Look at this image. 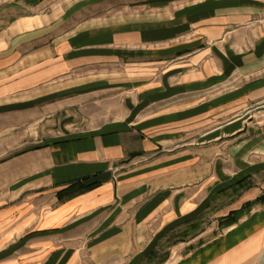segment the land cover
I'll return each mask as SVG.
<instances>
[{
	"label": "crops",
	"instance_id": "1",
	"mask_svg": "<svg viewBox=\"0 0 264 264\" xmlns=\"http://www.w3.org/2000/svg\"><path fill=\"white\" fill-rule=\"evenodd\" d=\"M29 12L0 14V264H148L232 185L222 217L263 194L264 0ZM198 239L162 264H257L264 209Z\"/></svg>",
	"mask_w": 264,
	"mask_h": 264
},
{
	"label": "trees",
	"instance_id": "2",
	"mask_svg": "<svg viewBox=\"0 0 264 264\" xmlns=\"http://www.w3.org/2000/svg\"><path fill=\"white\" fill-rule=\"evenodd\" d=\"M44 1H46V0H23L22 4H20L19 0H15V2H12L10 4H6V5L2 6L0 8V14H2V18H3L5 15L4 13L11 11L12 8H16V9H18V11H21L22 13H24L22 7L23 8L33 7L34 8L38 5H40L41 3H43ZM22 16H24V15L18 14L17 17L11 18L9 20V22H12L16 18L22 17ZM4 28H5V26L2 27V29H4ZM253 185L254 184H253V181L251 178L244 179V180L232 185L227 190H225L224 192L221 193L222 198L219 200L220 202H219V205L217 207L211 208V210H209V212H205V214H202L198 217H194L192 219L190 217L186 221L181 222L177 226V228H175V230H174L175 233H174L173 237H171L170 240H168L166 242V244H164L161 247L160 252L152 253L151 255H149L147 257V263L148 264H162L170 256V251L174 246H176L180 243L193 242L194 240H196L197 238L202 236L203 233H205L204 228H202L204 225L203 223H204L205 217H207L209 214H215L218 210V207H220L221 205H225L226 203L230 202L231 199H235L242 192L252 188ZM89 188H90V186H87V185H80L79 187L73 186L72 190L70 188L66 191L60 192L59 195L70 196V195L75 194V193H80V191H83V190H86ZM255 209H264V193L259 198H257L256 200L243 204V206L239 210L232 211L227 216L218 218L217 219L218 229L216 231H214L208 237L199 238L196 243L189 245L186 250L187 251H193V250L201 247L202 245H204L206 242L218 237L222 231H224L230 227H233L235 225H238L242 220H244L245 218L250 216L251 213Z\"/></svg>",
	"mask_w": 264,
	"mask_h": 264
},
{
	"label": "rangeland",
	"instance_id": "3",
	"mask_svg": "<svg viewBox=\"0 0 264 264\" xmlns=\"http://www.w3.org/2000/svg\"><path fill=\"white\" fill-rule=\"evenodd\" d=\"M20 1V4H22V1L23 0H19ZM15 2V1H13ZM33 7H30V8H23V12L22 13L21 11H18V9L16 8H12L11 11H8V12H5L4 14V17H3V26H7L9 22V20L13 17H17L18 14L19 15H27L29 12V9L31 10ZM53 124V123H52ZM52 128H55L53 125H52ZM264 193V192H263ZM259 198V197H258ZM256 200V199H255ZM254 201V200H253ZM248 202H251V201H248ZM223 216V214H218V213H215V214H209L207 217H205L204 219V225L202 228H204V232H205V235L203 238L205 237H208L210 236L214 231H216L218 229V226H217V219L218 218H221ZM223 232V231H222ZM221 232V233H222ZM200 238V237H199ZM202 238V237H201ZM198 241V240H197ZM196 241V242H197ZM257 264H264V254L261 256V258L259 259L258 263Z\"/></svg>",
	"mask_w": 264,
	"mask_h": 264
}]
</instances>
